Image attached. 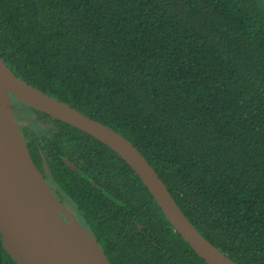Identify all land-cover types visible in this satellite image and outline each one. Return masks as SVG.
Returning a JSON list of instances; mask_svg holds the SVG:
<instances>
[{
	"label": "trees",
	"instance_id": "16d2710c",
	"mask_svg": "<svg viewBox=\"0 0 264 264\" xmlns=\"http://www.w3.org/2000/svg\"><path fill=\"white\" fill-rule=\"evenodd\" d=\"M0 59L127 139L235 264H264L262 0H0ZM27 108L34 165L109 264H206L116 153Z\"/></svg>",
	"mask_w": 264,
	"mask_h": 264
},
{
	"label": "water",
	"instance_id": "95a60500",
	"mask_svg": "<svg viewBox=\"0 0 264 264\" xmlns=\"http://www.w3.org/2000/svg\"><path fill=\"white\" fill-rule=\"evenodd\" d=\"M0 87L6 93V100H0V237L17 264H94L73 249L67 232L109 263L34 165L15 119L12 99L109 147L136 174L173 230L200 259L206 264H235L188 221L163 182L127 139L19 79L1 59Z\"/></svg>",
	"mask_w": 264,
	"mask_h": 264
},
{
	"label": "bare ground",
	"instance_id": "6f19581e",
	"mask_svg": "<svg viewBox=\"0 0 264 264\" xmlns=\"http://www.w3.org/2000/svg\"><path fill=\"white\" fill-rule=\"evenodd\" d=\"M6 93L3 88L0 87V100L5 101ZM66 238L69 244L75 249V251L83 258L91 260L94 264H106L99 253L85 244H82L75 236L71 233H66ZM9 246V245H7Z\"/></svg>",
	"mask_w": 264,
	"mask_h": 264
},
{
	"label": "rangeland",
	"instance_id": "374dc122",
	"mask_svg": "<svg viewBox=\"0 0 264 264\" xmlns=\"http://www.w3.org/2000/svg\"><path fill=\"white\" fill-rule=\"evenodd\" d=\"M18 110H21V115L24 117V120L28 123L30 121V118H32V114L27 108H24L23 106H20L16 104L15 106ZM30 117V118H29ZM42 127L48 128L49 125H41ZM71 210V209H69ZM72 211V210H71Z\"/></svg>",
	"mask_w": 264,
	"mask_h": 264
},
{
	"label": "flooded vegetation",
	"instance_id": "af4514ba",
	"mask_svg": "<svg viewBox=\"0 0 264 264\" xmlns=\"http://www.w3.org/2000/svg\"><path fill=\"white\" fill-rule=\"evenodd\" d=\"M12 105H13V109H14V113H15V119H16V121H17V123H18V126H19V122L18 121H20V119H23L24 120V117L23 116H21V118L19 117V115H21V113H19V110L15 107L16 106V103L15 102H13V99H12ZM19 105V104H18ZM20 106H23L24 108H27L26 107V105H20ZM28 109V108H27ZM29 110V109H28ZM30 111V110H29ZM19 129H20V126H19ZM21 132V131H20ZM47 181V180H46ZM47 183H48V181H47ZM48 185L50 186V184L48 183ZM50 188H51V186H50ZM69 208V207H68ZM71 211V210H70ZM72 212V211H71ZM73 213V212H72Z\"/></svg>",
	"mask_w": 264,
	"mask_h": 264
}]
</instances>
